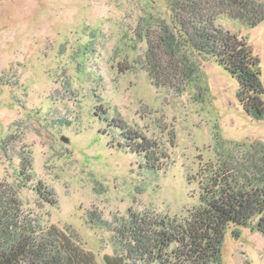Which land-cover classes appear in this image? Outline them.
<instances>
[{"label":"rangeland","instance_id":"obj_1","mask_svg":"<svg viewBox=\"0 0 264 264\" xmlns=\"http://www.w3.org/2000/svg\"><path fill=\"white\" fill-rule=\"evenodd\" d=\"M173 2L0 0V195L18 226L64 231L107 264L129 211L187 217L210 171L226 164L248 173L261 162L264 119L245 113L239 83L221 64L198 61L199 82L151 75L146 38L172 22ZM220 23L248 41L264 84V21ZM108 116L156 145L158 172L120 147ZM235 230L223 264H264V235Z\"/></svg>","mask_w":264,"mask_h":264},{"label":"trees","instance_id":"obj_2","mask_svg":"<svg viewBox=\"0 0 264 264\" xmlns=\"http://www.w3.org/2000/svg\"><path fill=\"white\" fill-rule=\"evenodd\" d=\"M222 16L256 27L264 21V2L174 0L172 22L159 36L146 38L151 75L162 82L181 75L187 79L197 76L199 82L203 75L197 62L214 59L238 81V99L245 113L263 120L264 84L259 59L246 39L221 25ZM108 117L104 120L118 131L120 147L144 156L145 168L158 172L156 145L121 116ZM256 153L261 162L251 161L248 173L226 164L210 171L201 184V204L187 217L171 219L129 211L128 219L115 230L116 254L106 257V263L223 264L222 248L230 226L235 227L237 237L239 228L250 226L264 235V148ZM23 163L30 170L31 162ZM51 196L49 193L45 198L50 200ZM10 201L5 202L0 195V264H99L92 252L64 231L53 228L49 235H43L18 226L6 211Z\"/></svg>","mask_w":264,"mask_h":264}]
</instances>
